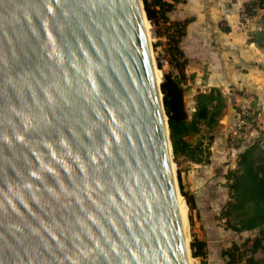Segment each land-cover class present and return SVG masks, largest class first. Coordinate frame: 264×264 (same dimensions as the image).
I'll return each instance as SVG.
<instances>
[{
  "label": "water",
  "instance_id": "95a60500",
  "mask_svg": "<svg viewBox=\"0 0 264 264\" xmlns=\"http://www.w3.org/2000/svg\"><path fill=\"white\" fill-rule=\"evenodd\" d=\"M142 12L0 0V264H188Z\"/></svg>",
  "mask_w": 264,
  "mask_h": 264
},
{
  "label": "trees",
  "instance_id": "16d2710c",
  "mask_svg": "<svg viewBox=\"0 0 264 264\" xmlns=\"http://www.w3.org/2000/svg\"><path fill=\"white\" fill-rule=\"evenodd\" d=\"M144 9L149 22L158 26L168 25L170 36V48L172 59L169 64L178 71V76L171 73L164 75L161 85L163 102L168 117L171 131V140L174 158L191 157L196 163H202V159H195V152L187 142V138L199 135L201 128L212 131L219 125L224 112L227 109V101L220 90L212 89L207 94H199L196 97V110L190 121L184 104L185 67L187 57L182 51L181 40L186 34L189 21L171 23L168 14L175 5L185 3L186 0H143ZM258 10H264V0H254L245 6V14L248 17L256 15ZM168 31V32H169ZM229 29H226V32ZM264 31L252 35L250 43L264 49ZM180 60H183L180 63ZM158 67L162 69L161 64ZM211 142L214 137L210 138ZM228 201L222 209L221 218L225 221L227 230L237 234L259 231L254 239H248L242 245L233 244L232 247L222 253L228 264H264V258L258 259L259 253L264 254V143L255 142L244 153L239 155L237 169L226 175ZM180 181V190L186 199L188 207L196 210L194 199L184 190ZM192 256L203 261L207 258V243L195 236L191 243Z\"/></svg>",
  "mask_w": 264,
  "mask_h": 264
},
{
  "label": "rangeland",
  "instance_id": "374dc122",
  "mask_svg": "<svg viewBox=\"0 0 264 264\" xmlns=\"http://www.w3.org/2000/svg\"><path fill=\"white\" fill-rule=\"evenodd\" d=\"M245 12L244 9L241 23H245L244 19L246 18L250 19L257 16L256 21H258L262 31H264V13H259L258 15L257 12L255 16L248 17ZM168 27V25L164 24H159L158 26L151 24V29L149 30V36L152 41L151 52L156 68L162 77L160 85L165 74L171 73L174 76L179 75L178 71L169 64V61L172 59L169 45L171 39L169 37L175 34L169 31L168 29L171 28ZM254 34L256 33L250 34L251 39ZM261 42L264 44V38ZM182 61L180 60V63ZM158 63L161 64L162 69L158 67ZM203 77L204 79L202 81L200 80L201 82L198 84L199 87L207 84L206 73ZM192 88L191 86L186 87V85L185 88L183 87L185 93L186 91L192 90ZM212 89L214 88L198 90L195 87V91L189 93L192 95V98H189L187 95V100L190 99V103L192 102L191 105L186 104L189 102H186V94L184 93L185 109L190 121L196 110V97L199 94H207ZM223 96L225 97L224 94ZM225 99L227 101V98ZM237 109L239 110V108ZM237 109L236 114H242L243 111H237ZM227 110L228 108L224 112L217 128L208 131L202 127L199 135L187 138V142L196 151L194 153L195 159H202V163H196L191 157H179L177 161L174 158L178 183L180 185L179 179H181L184 190L194 199L196 206L195 211H192L188 207L189 245H191L194 236L207 243V258L205 261L194 258L190 251V257H193L194 264H228L222 256L224 251L230 249L235 243L242 245L246 240L254 239L259 234L258 230L242 234L234 233L227 230L225 221L221 218L222 209L229 199L227 181L225 179L226 175L230 171L237 169L239 155L244 153L257 141L264 143V132L260 130L258 121H254L253 116L247 117L244 120L243 117L245 114L238 116L232 109ZM229 115H231V118ZM212 136L214 137L213 142L210 140ZM256 257L263 259L264 254L259 253Z\"/></svg>",
  "mask_w": 264,
  "mask_h": 264
},
{
  "label": "crops",
  "instance_id": "0c3cea01",
  "mask_svg": "<svg viewBox=\"0 0 264 264\" xmlns=\"http://www.w3.org/2000/svg\"><path fill=\"white\" fill-rule=\"evenodd\" d=\"M253 1L186 0L175 5L168 18L171 23L189 21L181 40L188 59L183 87H194L185 93L186 104H192L187 95L192 98L189 93L195 87L220 90L227 98L228 110L236 114L239 108L243 112L236 115L245 114L244 120L253 116L264 132V49L250 43V34L262 28L257 16L241 23L246 4ZM257 12L259 15L264 10ZM205 73L207 84L199 87Z\"/></svg>",
  "mask_w": 264,
  "mask_h": 264
},
{
  "label": "bare ground",
  "instance_id": "6f19581e",
  "mask_svg": "<svg viewBox=\"0 0 264 264\" xmlns=\"http://www.w3.org/2000/svg\"><path fill=\"white\" fill-rule=\"evenodd\" d=\"M138 1H139L140 5L142 6V1L141 0H138ZM142 24L144 27V31H145L147 41H148V45H149V49H150V55H151L152 65L154 68V75H155V79H156V84H157V86H159L162 77H161V73L156 68V64H155V61H154V58H153V55L151 52L152 41H151V37L149 36V30L151 29V23L145 17V14L143 12H142ZM165 121H166V118H165ZM172 171H173V175H174V179H175V183H176V202H177L182 232L184 234L185 243H186V247H187L188 264H194L193 257L192 258L190 257V245H189L190 236H189V217H188V213H189L188 209L189 208H188L186 199L183 197V195L180 192L179 183H178V180L176 178V166L174 165V163H172Z\"/></svg>",
  "mask_w": 264,
  "mask_h": 264
}]
</instances>
